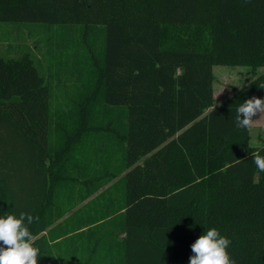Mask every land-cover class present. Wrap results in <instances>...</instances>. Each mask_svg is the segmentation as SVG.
Instances as JSON below:
<instances>
[{
    "label": "trees",
    "instance_id": "obj_1",
    "mask_svg": "<svg viewBox=\"0 0 264 264\" xmlns=\"http://www.w3.org/2000/svg\"><path fill=\"white\" fill-rule=\"evenodd\" d=\"M0 24L103 31L93 84L69 99L66 123L56 120L64 147L50 142L51 86L41 63L29 53L0 58V217H34L24 223L38 264L54 263L43 233L57 219L52 200L71 175L69 158L79 145L75 160L91 161L95 147L84 142L101 132L119 146L114 172L125 173L126 185L123 257L111 264H189L191 245L211 228L231 241L235 264H264V172L254 164L264 147L235 125L239 105L264 93L254 80L226 104L216 106L214 94V67L264 68V0H156L152 12L116 20L110 0H0ZM98 102L127 123L91 125ZM114 163L102 156L98 176L112 175L103 170Z\"/></svg>",
    "mask_w": 264,
    "mask_h": 264
},
{
    "label": "rangeland",
    "instance_id": "obj_2",
    "mask_svg": "<svg viewBox=\"0 0 264 264\" xmlns=\"http://www.w3.org/2000/svg\"><path fill=\"white\" fill-rule=\"evenodd\" d=\"M155 6L156 0H110V20L122 18L125 14L135 15L137 12H152L155 10ZM0 26V58H13L21 56L24 53H29L35 55L41 63V73L46 77L47 82L51 86V125L53 130L50 142L53 148H58L62 145L64 147L66 135H64V132L57 133L56 120L61 117L59 123H66L64 120L70 115L72 108L69 99H78L81 94L84 96L87 88L93 84L96 72L92 67V62L93 59L95 62V58L100 61L102 56V26H89L88 29L85 28V24L54 25L49 26V28L37 24H0ZM214 75L216 106L226 104L254 80L258 81L257 86L260 88V92L264 93L262 91L264 89V80H259V77L264 76V68L254 73L249 67L217 66L214 67ZM99 103L96 107L97 113L93 111L91 113V125L114 127L118 122L127 123L126 114L122 113V111L113 110L114 114L117 115L115 116L109 109L100 107ZM254 119L250 133V145L255 148L264 147V114ZM100 134L105 136L97 135L89 139V141L84 142L89 146L95 147L96 152L89 153L91 158H97L100 161L102 156L111 153L113 147L118 156L119 146L114 141V138L107 136V133L103 134L101 132ZM58 143L59 145L57 146ZM78 147L83 148L79 145ZM77 148H74V156H70L68 163L71 166L70 168H72L70 175L72 178L77 177V172L75 171ZM92 162V167H96L95 162ZM117 165L118 163H116ZM114 170L115 166L111 168L104 166L103 172L114 173ZM125 188L124 181L121 204L125 202ZM68 193L69 190L66 194L68 195ZM60 194L61 198L64 199L65 193ZM101 202H103L102 197L96 201V205L94 206L96 207ZM118 203L116 202V210L119 209ZM57 205L58 203L52 208L56 212L57 209L55 208H57ZM121 206L123 207V205ZM110 229L111 224L108 223L96 228L94 245L96 244L100 247V243L103 242L102 245L106 248L105 231L106 237H108ZM97 235L98 240H96ZM100 251L101 249L98 252L100 253ZM100 256L104 264L112 263L111 260L105 261L103 255ZM57 261V259L54 260V263L57 264ZM93 263H97L95 259Z\"/></svg>",
    "mask_w": 264,
    "mask_h": 264
},
{
    "label": "crops",
    "instance_id": "obj_3",
    "mask_svg": "<svg viewBox=\"0 0 264 264\" xmlns=\"http://www.w3.org/2000/svg\"><path fill=\"white\" fill-rule=\"evenodd\" d=\"M110 155L115 160L111 167H116V163L121 161V152L117 156L113 150ZM92 161L96 167H92ZM75 166L77 177L64 178L58 185L52 200V208L58 203L55 208L57 213L53 215L57 219L43 233L52 239V257L58 260L57 264H87L93 263L94 259L95 262L104 263L100 255L105 257V261H121L122 240L125 237L122 222L124 206H121L125 173L115 175L114 172L100 178L97 169L103 165H99L97 158H92L89 162H82L80 159ZM60 193H65L64 199ZM101 197L103 202L95 207L96 201ZM116 202H119L118 210ZM107 223L111 224V229L108 237L105 231L106 248L103 247V242L100 247L94 245L95 229Z\"/></svg>",
    "mask_w": 264,
    "mask_h": 264
},
{
    "label": "clouds",
    "instance_id": "obj_4",
    "mask_svg": "<svg viewBox=\"0 0 264 264\" xmlns=\"http://www.w3.org/2000/svg\"><path fill=\"white\" fill-rule=\"evenodd\" d=\"M261 114H264V99L253 96L237 108L235 125L250 129L254 118ZM254 164L264 172V156L254 155ZM25 219L31 225L34 217L23 212L19 217L15 214L0 217V264H38L40 249L34 246L35 236L25 225ZM230 244L228 238L221 236L216 228H211L191 245L193 254L189 264H235L227 251Z\"/></svg>",
    "mask_w": 264,
    "mask_h": 264
}]
</instances>
